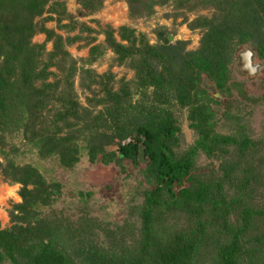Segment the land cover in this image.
Masks as SVG:
<instances>
[{"label": "trees", "instance_id": "1", "mask_svg": "<svg viewBox=\"0 0 264 264\" xmlns=\"http://www.w3.org/2000/svg\"><path fill=\"white\" fill-rule=\"evenodd\" d=\"M191 1L124 0L132 19L149 18L154 7L169 2L173 10L210 7V18L198 17L187 24L189 31L200 32L194 51H186L184 41L164 45V29L155 33L154 45L141 36L136 40L125 27L117 30L118 43L112 30L104 31L106 49L119 64H128L136 89L143 95L151 89L157 106L172 97L187 109L188 128L196 140L176 157L172 148L178 128L170 113L153 104L132 102L127 85L117 92L103 86V97L95 101L101 110L95 117L84 109L78 113L70 93L74 61L59 36L32 24L48 0H0V134L22 130L40 157L55 155L65 170H71L82 156L88 164L102 166L129 162L143 185L139 245L136 256H124L111 247L106 251L95 246L87 236L63 239L57 220L37 219L36 207H48L51 197L59 195L60 184H51L53 191L48 192L36 170L7 164L2 177L20 185L21 203L14 207L16 215L9 213L11 226L0 230V264H201L200 260L203 264H264V154L256 155L264 141L256 144L214 132L215 124L229 114L250 115L256 103L264 105L260 98L246 96L242 82L230 71L235 53L243 47L264 58V0ZM95 2L80 0L87 13L95 11ZM37 32L51 43L46 63L40 61L42 47L29 42ZM66 41L70 44L73 39ZM66 60L69 67L64 70ZM49 67L64 73L63 80L46 84L52 75L46 71ZM52 110L46 127L44 116ZM59 123L69 131L64 137H57ZM83 136L84 145L77 148L74 141ZM198 152L215 160L204 172L191 170ZM30 185L35 190L28 192ZM90 195L89 191L76 193L79 201ZM171 213L183 219L184 227L171 226L162 238L160 218Z\"/></svg>", "mask_w": 264, "mask_h": 264}, {"label": "rangeland", "instance_id": "2", "mask_svg": "<svg viewBox=\"0 0 264 264\" xmlns=\"http://www.w3.org/2000/svg\"><path fill=\"white\" fill-rule=\"evenodd\" d=\"M97 2L94 3L95 11L87 13L80 4V0H48L41 14L32 19V24L36 28L41 27L59 36L63 50L74 61L75 71L70 79L72 87L70 93L71 99L80 108L78 113L84 109L91 118L96 116L101 106L95 105V101L103 97L101 91L103 86L111 92H117L121 85H127L132 102H141L146 107L151 106L153 104L151 89H146L143 95L142 91L134 87L133 72L128 64L126 62L119 64L116 56L106 49L104 31L112 30L113 39L118 43L117 30L125 27L134 32L136 40L141 36L148 45H154L155 33L164 29L166 39L167 37L172 39L169 44L184 41L187 42L185 50L194 51L198 45L200 32L199 29L189 31L187 24L198 17L210 18L213 10L210 7L201 8L200 6L191 11H186L184 7L173 10L169 2L154 7L153 14L149 18L132 19L128 16L124 0H97ZM67 39H73V42L68 44ZM29 42L30 45L42 47L40 61L46 63L47 55L51 52V43L45 41V36L38 32L30 38ZM94 48L96 51L90 56V51ZM244 50H249L253 54L252 62L261 67L252 77L237 73L240 66L235 61V57L237 53ZM91 58H93L92 61H90ZM64 63V70H67L65 68L69 67V61L66 60ZM46 71L52 74L47 76L46 84L63 80L64 73L56 68L49 67ZM230 71L236 81L242 82L241 88L245 89L246 96L253 99L258 97L264 101V58H257L250 47H243L235 53ZM85 72L87 74H84ZM61 84H63L62 81ZM58 89H61V85ZM211 94L213 97L214 94L212 92ZM153 105L166 110L172 116L174 125L178 128L177 143L172 150L176 157L181 156L196 140V135L188 128L187 109L181 108L172 97L168 98L166 105ZM53 113L54 110L50 111L48 116H44L46 119L43 124L46 127L49 126ZM231 114L215 124L216 134L245 137L256 144L264 141L263 104L256 103L250 115L237 113L235 118H231L229 117ZM67 121L73 122L69 118ZM57 127L61 129L57 137H64L69 132L61 123ZM25 138L22 130L10 129L0 134V230L11 226L9 213L12 211L16 215L14 207L21 203L18 196L20 185L12 183L9 178L4 179L2 170L9 163L16 169L29 166L36 170L44 183L48 185V192L53 191V188L49 187L51 184H60L59 195L51 197L48 207L40 205L36 207L37 219L57 220L61 230H64L61 235L63 239L73 238L76 241L78 235H83V237L92 238V244L98 245L103 250L107 251L111 247L115 254L136 256L140 238L139 210L142 204L141 187L143 185L137 180L140 178L139 175L131 171L130 163H111L107 166L88 164L86 158L82 156L71 170H65L58 164L55 155L40 157L38 149L28 143ZM83 138L85 137L74 141L77 148L84 145ZM261 154H264V146L256 152L257 156ZM214 162V159L208 160L198 152L194 157L191 170L204 172L208 169V165ZM133 169L136 172L139 167ZM127 173H131V176ZM26 190L31 192L35 189L30 185ZM88 191L91 195L85 201H79L76 193ZM160 220L162 225L159 227L158 235L162 234V238L170 232L168 230L171 226L175 229L184 227L183 219L174 213L165 214ZM201 261L199 263L203 264Z\"/></svg>", "mask_w": 264, "mask_h": 264}, {"label": "water", "instance_id": "3", "mask_svg": "<svg viewBox=\"0 0 264 264\" xmlns=\"http://www.w3.org/2000/svg\"><path fill=\"white\" fill-rule=\"evenodd\" d=\"M171 38L167 37L166 40H163L162 43L167 45L171 42ZM253 54L249 50H244L241 53H237L235 57V61L238 62L239 68L237 69V73L240 75H246L247 77H252L255 75L258 70L261 68L257 63L252 62ZM214 98H218L217 94L213 95Z\"/></svg>", "mask_w": 264, "mask_h": 264}]
</instances>
